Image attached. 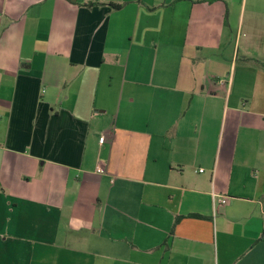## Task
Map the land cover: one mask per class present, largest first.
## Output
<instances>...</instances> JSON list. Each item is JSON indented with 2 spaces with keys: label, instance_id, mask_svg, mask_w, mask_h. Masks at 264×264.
I'll list each match as a JSON object with an SVG mask.
<instances>
[{
  "label": "crops",
  "instance_id": "0c3cea01",
  "mask_svg": "<svg viewBox=\"0 0 264 264\" xmlns=\"http://www.w3.org/2000/svg\"><path fill=\"white\" fill-rule=\"evenodd\" d=\"M0 264H264V0H0Z\"/></svg>",
  "mask_w": 264,
  "mask_h": 264
},
{
  "label": "built area",
  "instance_id": "2783aa9c",
  "mask_svg": "<svg viewBox=\"0 0 264 264\" xmlns=\"http://www.w3.org/2000/svg\"><path fill=\"white\" fill-rule=\"evenodd\" d=\"M103 137L99 138V141L102 142L103 141ZM105 170V165L104 164H99L97 165V171L99 172H103ZM199 171H202V169H200ZM212 199H213V205H222L226 202V196L224 195H218L215 193H212Z\"/></svg>",
  "mask_w": 264,
  "mask_h": 264
},
{
  "label": "trees",
  "instance_id": "16d2710c",
  "mask_svg": "<svg viewBox=\"0 0 264 264\" xmlns=\"http://www.w3.org/2000/svg\"><path fill=\"white\" fill-rule=\"evenodd\" d=\"M111 6H112V7H119V4H111ZM176 220H177V218H176ZM176 220H175V221H176Z\"/></svg>",
  "mask_w": 264,
  "mask_h": 264
}]
</instances>
